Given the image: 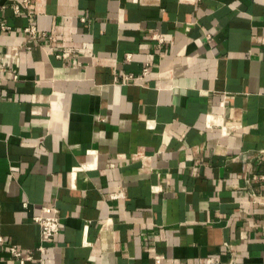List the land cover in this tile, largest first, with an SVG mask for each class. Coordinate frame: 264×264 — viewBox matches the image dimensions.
Returning <instances> with one entry per match:
<instances>
[{
  "label": "crops",
  "instance_id": "1",
  "mask_svg": "<svg viewBox=\"0 0 264 264\" xmlns=\"http://www.w3.org/2000/svg\"><path fill=\"white\" fill-rule=\"evenodd\" d=\"M29 12L0 0V264L46 205L24 264H264V0Z\"/></svg>",
  "mask_w": 264,
  "mask_h": 264
},
{
  "label": "built area",
  "instance_id": "2",
  "mask_svg": "<svg viewBox=\"0 0 264 264\" xmlns=\"http://www.w3.org/2000/svg\"><path fill=\"white\" fill-rule=\"evenodd\" d=\"M10 8L13 13L17 16H24L26 18H30L29 7L32 4L33 0H7ZM10 26L3 20L0 19V30L6 31L9 30ZM24 36L27 38V42H32L35 38L38 37V30L36 26L29 21V23L23 28ZM159 41V44L163 42V38L161 36L155 35ZM29 48V46H27ZM144 73L147 72L145 68L143 70ZM130 76H127L129 78ZM262 179L264 177L262 176ZM32 220L39 225L40 228V242L35 250H28L26 252L19 249L16 245H11L9 250L11 255L19 261L20 264H24L26 261L34 260L35 253L40 254L39 259H42L44 252L47 249V244L51 243L56 234L59 232L60 228V218L58 209L52 205H46L42 207L41 213L32 217ZM3 238L0 236V242ZM225 246L230 251V259L227 262H219V264H233L236 261V254L229 244H225ZM161 260L160 256L156 257V262L159 263Z\"/></svg>",
  "mask_w": 264,
  "mask_h": 264
}]
</instances>
